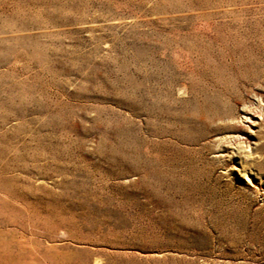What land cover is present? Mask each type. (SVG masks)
I'll use <instances>...</instances> for the list:
<instances>
[{"label":"rangeland","instance_id":"rangeland-1","mask_svg":"<svg viewBox=\"0 0 264 264\" xmlns=\"http://www.w3.org/2000/svg\"><path fill=\"white\" fill-rule=\"evenodd\" d=\"M0 264H264V0H0Z\"/></svg>","mask_w":264,"mask_h":264}]
</instances>
